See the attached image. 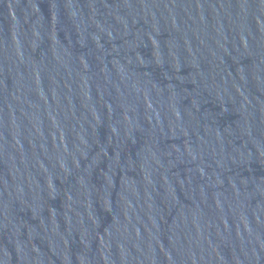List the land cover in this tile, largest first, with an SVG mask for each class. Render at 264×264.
<instances>
[{
	"label": "water",
	"instance_id": "water-1",
	"mask_svg": "<svg viewBox=\"0 0 264 264\" xmlns=\"http://www.w3.org/2000/svg\"><path fill=\"white\" fill-rule=\"evenodd\" d=\"M0 264H264V0H0Z\"/></svg>",
	"mask_w": 264,
	"mask_h": 264
}]
</instances>
